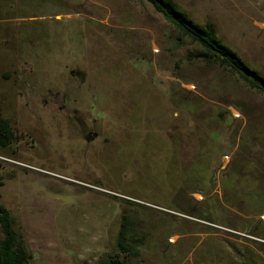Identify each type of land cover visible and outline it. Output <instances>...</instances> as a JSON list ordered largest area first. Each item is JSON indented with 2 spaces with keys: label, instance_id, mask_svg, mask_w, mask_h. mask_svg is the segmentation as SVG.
<instances>
[{
  "label": "rangeland",
  "instance_id": "1",
  "mask_svg": "<svg viewBox=\"0 0 264 264\" xmlns=\"http://www.w3.org/2000/svg\"><path fill=\"white\" fill-rule=\"evenodd\" d=\"M264 75V0H170ZM145 0H0V203L26 264H264V94ZM0 230V239H1Z\"/></svg>",
  "mask_w": 264,
  "mask_h": 264
},
{
  "label": "trees",
  "instance_id": "2",
  "mask_svg": "<svg viewBox=\"0 0 264 264\" xmlns=\"http://www.w3.org/2000/svg\"><path fill=\"white\" fill-rule=\"evenodd\" d=\"M163 18L172 24L174 29L187 39L194 49L192 55L206 64L226 68L250 88L264 94V75L248 66L239 55L217 36L213 25L205 22L200 25L189 18L170 0H145ZM10 137V130L6 121L0 119V144L4 145ZM248 198L255 207H260L264 201L261 193L251 191ZM0 264H26L29 254L21 243L16 231L10 211L0 203ZM136 227L130 216L122 215L115 238V249L100 259V264H134L135 260L149 245L145 237L136 233ZM244 264H247L246 262Z\"/></svg>",
  "mask_w": 264,
  "mask_h": 264
}]
</instances>
